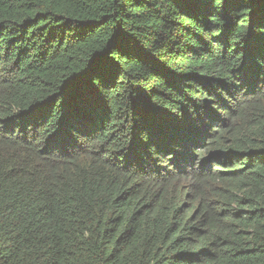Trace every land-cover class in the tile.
Instances as JSON below:
<instances>
[{"label":"trees","instance_id":"16d2710c","mask_svg":"<svg viewBox=\"0 0 264 264\" xmlns=\"http://www.w3.org/2000/svg\"><path fill=\"white\" fill-rule=\"evenodd\" d=\"M0 264H264V0H0Z\"/></svg>","mask_w":264,"mask_h":264}]
</instances>
